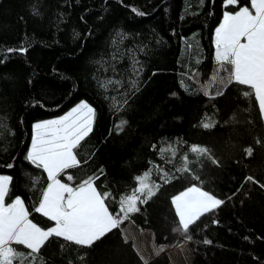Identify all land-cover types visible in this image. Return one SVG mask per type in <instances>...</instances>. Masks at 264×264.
Instances as JSON below:
<instances>
[{"label": "trees", "instance_id": "1", "mask_svg": "<svg viewBox=\"0 0 264 264\" xmlns=\"http://www.w3.org/2000/svg\"><path fill=\"white\" fill-rule=\"evenodd\" d=\"M249 2L0 0V175L12 177L3 205L20 200L27 221L54 226L36 211L48 180L25 159L32 126L83 100L96 111L93 132L75 150L80 162L57 181L73 191L91 184L114 224L88 245L50 235L32 252L11 240L0 264H169L166 253L143 262L122 237L127 224L151 232L156 247L187 239L184 264H264V123L256 96L239 81L205 96L191 79L197 73L205 83L214 67L212 36L223 11ZM121 31L129 38L113 60ZM20 48L26 51H8ZM134 58L143 72L125 105ZM108 79L123 87L102 88ZM189 187L219 204L180 232L172 199Z\"/></svg>", "mask_w": 264, "mask_h": 264}, {"label": "rangeland", "instance_id": "2", "mask_svg": "<svg viewBox=\"0 0 264 264\" xmlns=\"http://www.w3.org/2000/svg\"><path fill=\"white\" fill-rule=\"evenodd\" d=\"M260 9L256 0H250L248 6L234 12L239 14L237 21L232 30L227 34L224 43L221 45L219 55H217L213 40L215 29L222 21L221 18L212 36L214 67L205 83L199 82V75L197 73H194L191 79L203 95L213 97L220 93L227 82L234 76L236 81L239 80L240 83L248 85L253 89L264 121V11L262 12V18L257 21ZM30 146L31 142L29 148ZM63 188L58 182L53 184L50 182L48 193H46V198L40 209L42 213H47L45 217L53 222L55 221L56 225L50 229L41 230L27 221L26 217L15 231L12 232L11 238H13L12 240L15 244L35 251L46 237L54 235L78 244L88 245L96 237L113 227V221L104 209V206L101 204L103 212L99 211L100 209L98 208V210L96 206H93V202L99 201V198L91 184L81 187L79 191L83 195L76 191L74 194H68L65 197L64 205L73 207L70 217L79 226L70 228L64 226L65 221L51 212L53 204L59 199ZM6 190L7 186L0 187V209L8 212L13 210V217L4 223V218H0L1 245L5 243V238L10 233L14 223H17V221L25 216V211L20 200H15L13 205L6 206L7 208L3 205ZM89 203L90 206L87 208L91 212L95 211L91 217V224L84 220L86 208L83 205ZM218 204V199L195 187H189L177 194L172 199V205L179 220V231H184L186 226L195 218L215 208ZM57 205L59 207L60 204ZM122 236L123 239H129L134 243L142 261H150L157 253L159 254L162 251L167 254L169 264H184L191 258L188 240L185 238L180 239V243L176 246L156 247L153 244L151 232L139 231L131 224H127L122 230Z\"/></svg>", "mask_w": 264, "mask_h": 264}, {"label": "snow or ice", "instance_id": "3", "mask_svg": "<svg viewBox=\"0 0 264 264\" xmlns=\"http://www.w3.org/2000/svg\"><path fill=\"white\" fill-rule=\"evenodd\" d=\"M238 0H225L224 7L228 5H236ZM259 8H264V0H256ZM259 10V9H258ZM33 14L38 12L33 8ZM138 16H143L144 13L133 8ZM238 13H231L227 10L223 11L222 21L214 32V48L217 55L221 49V45L227 34L235 26L238 18ZM76 37L80 36L79 32L75 33ZM129 37L123 31L116 33V38L112 40V46L115 51L112 53V59L116 60L117 55L123 56L121 45ZM9 52L18 51L24 53L25 48L8 49ZM131 52V49H128ZM141 51L144 48L141 47ZM98 64H103L104 61H97ZM139 61L135 58L132 60V71L135 75L134 79L128 81V91L123 93L125 99L124 104L127 105L128 97L139 91V77L143 72L142 67H137ZM106 72L107 68L104 69ZM115 71V68L112 69ZM95 79V77H93ZM116 85L117 90L123 87V82L118 79H108L101 83V87L107 89L109 85ZM96 117L95 109L86 101L81 100L73 106L65 114L58 118L48 119L33 124L31 137V146L26 154L25 159L34 167L42 169L49 180L58 179L68 168L76 167L80 161L75 152L79 148L82 141L93 132V122ZM126 121H121V127ZM3 125L0 124V128ZM14 135V132H13ZM12 167L11 164L8 165ZM103 171V169H101ZM12 177L8 175H0V187L7 186L10 188Z\"/></svg>", "mask_w": 264, "mask_h": 264}, {"label": "crops", "instance_id": "4", "mask_svg": "<svg viewBox=\"0 0 264 264\" xmlns=\"http://www.w3.org/2000/svg\"><path fill=\"white\" fill-rule=\"evenodd\" d=\"M264 11V8H261L260 9V12L258 13L259 15H258V17H257V21L260 19V18H262V16H263V14H262V12ZM255 24V23H254ZM253 24V25H254ZM236 78L233 76L228 82H227V84L226 85H228L229 83H231L232 81H236L235 80ZM239 81V80H238ZM257 99V98H256ZM258 101V100H257ZM258 104V103H257ZM260 110V109H259ZM260 113H261V111H260ZM261 116H262V113H261ZM263 123H264V121H263ZM46 174V173H45ZM47 177V176H46ZM47 180H48V183H47V185H46V187H45V189L43 190V193H42V196H41V198H40V201H39V203H38V205H37V208H36V211L38 212V213H41V215H43V216H45L47 213H42L41 211H40V209H41V207H42V205H43V203H44V200H45V198H46V193H48V189H49V185H50V182H51V184H53V183H56V182H58L57 181V179H51V180H49L48 178H47ZM59 183V182H58ZM60 184V183H59ZM89 185V184H88ZM63 186V185H62ZM85 186V185H84ZM86 186H87V184H86ZM64 188L61 190V195H59V199L57 200V201H55V204H53V210L51 211L53 214H55L56 216H58V218H62L64 221H65V225L64 226H66V227H68V228H70V227H76V226H79V224H75V221H72L73 219L70 217V213H71V211L73 210V207H71V206H69V207H67V206H65L64 205V201H65V197H67V195L68 194H74V192H76V191H78L81 195H83V193L82 192H80L79 190H81V187L79 188V189H77V190H68L65 186H63ZM83 187V186H82ZM99 198V197H98ZM81 203H83V202H81ZM57 204H60L59 205V207H58V205ZM101 201H100V199H99V201H95V202H93V206H96V208L99 210V211H102L103 212V208H101ZM103 205V204H102ZM85 208H86V210L84 211V220H86V221H88L89 222V224H91V217L94 215V212L95 211H93V212H91L90 211V209L89 208H87V207H89L90 206V203L89 204H87V205H83ZM3 209V208H2ZM104 209H105V207H104ZM106 210V209H105ZM57 212V213H56ZM107 212V211H106ZM13 217V210L12 211H10V212H8V211H6V210H1L0 209V218H4V220H3V223L4 222H7V220L8 219H10V218H12ZM26 213H25V216L23 217V218H21L19 221H17V223L15 222L14 223V225H13V228L10 230V233L6 236V238H5V243H3L2 245H1V243H2V241H0V248H2L3 246H5V245H7L8 243H9V241H11L13 238H11L12 237V232H14L15 231V229L20 225V223H22L23 222V220L24 219H26ZM96 218H97V216H96ZM95 218V219H96ZM54 225H56V222L54 221ZM127 226V225H126ZM125 226V227H126ZM89 227H91L90 225H89ZM125 227H123L122 229H121V234H122V230L125 228ZM97 234V233H96ZM123 237V236H122ZM125 240H128V241H130L131 243H132V245H133V248L135 249V251H136V253L138 254V256L140 257V253H138V251H137V249H136V247H135V245H134V243L131 241V240H129V239H125ZM27 249H29L30 251H32V252H35L37 249H35V251L33 250V249H30V248H27ZM160 253H165L164 251H162V252H160ZM159 253V254H160ZM157 255H158V253H157ZM156 256V255H155ZM154 256V257H155ZM141 258V257H140ZM142 259V258H141ZM148 261V260H147ZM147 261H143V262H147Z\"/></svg>", "mask_w": 264, "mask_h": 264}]
</instances>
